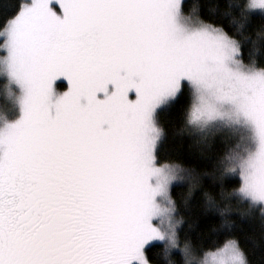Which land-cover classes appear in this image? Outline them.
I'll use <instances>...</instances> for the list:
<instances>
[{
    "label": "snow or ice",
    "instance_id": "1",
    "mask_svg": "<svg viewBox=\"0 0 264 264\" xmlns=\"http://www.w3.org/2000/svg\"><path fill=\"white\" fill-rule=\"evenodd\" d=\"M13 7L0 16V92L13 100L11 117L0 107V264H153L146 246L165 239L162 200L176 178L159 163L155 116L185 93L188 123L228 106L248 126L251 149L220 179L264 208V64L245 65L224 28L193 18L185 0ZM238 8L264 15V0ZM180 251L244 264L227 235Z\"/></svg>",
    "mask_w": 264,
    "mask_h": 264
},
{
    "label": "trees",
    "instance_id": "2",
    "mask_svg": "<svg viewBox=\"0 0 264 264\" xmlns=\"http://www.w3.org/2000/svg\"><path fill=\"white\" fill-rule=\"evenodd\" d=\"M238 42L245 65L264 64V15L259 11L241 14L242 0H185ZM15 0H0V16L14 11ZM65 82H58L62 85ZM0 92V107L10 110V100ZM192 93L157 110L155 121L161 129L157 154L159 163L179 166L185 179L171 186L170 195L179 243L213 244L224 236L237 241L246 264H264V209L241 200L230 191L232 177L220 179L229 165L245 154L240 135L227 127L201 132L189 128L187 112ZM211 197V199H209ZM208 209L209 212H205ZM153 264H186L181 252L168 251L163 243L153 242Z\"/></svg>",
    "mask_w": 264,
    "mask_h": 264
},
{
    "label": "rangeland",
    "instance_id": "3",
    "mask_svg": "<svg viewBox=\"0 0 264 264\" xmlns=\"http://www.w3.org/2000/svg\"><path fill=\"white\" fill-rule=\"evenodd\" d=\"M257 11H255V12H257ZM58 82H65V81H63V78H60V80H58L57 83ZM5 96L8 98V100H10V110L5 111L6 109H4L3 115L11 117L13 115V112H12L13 100H12L10 94L6 93ZM194 99H195V96L193 94L192 100H194ZM221 112L224 114L220 118L211 120V121L206 122V123L205 122H201L199 124H190L189 123L188 127L195 129V130H198V131H201V132L213 130L217 127L230 128L233 132L238 133L240 135V140L242 142L244 151L246 153L252 147L251 134H250V131L248 129V126L243 121H237L235 119V117L231 115L230 109L228 108V106H224L223 108H221ZM161 165L165 166V172L166 173H168L170 175H174L176 178L173 181H171V183H170L168 197L162 200V206L164 208L169 209V211L165 212L160 217L161 227H162V230L165 232V239L163 241H158V242L163 243L165 248L168 251L177 250V251L181 252L180 247L183 245H181L179 243V240L177 237L176 229L178 226V220L174 214V208L172 205L170 189L174 183L184 181L185 174H184L183 170L177 165L163 164V163H161ZM169 237H172V239H174L176 241L177 247L171 246ZM151 243H153V242H151ZM241 254H242V252H241ZM183 257L185 259L186 264H200L199 259H187L184 255H183ZM201 259H202V257H201ZM243 259H244V262L246 264L244 256H243Z\"/></svg>",
    "mask_w": 264,
    "mask_h": 264
},
{
    "label": "clouds",
    "instance_id": "4",
    "mask_svg": "<svg viewBox=\"0 0 264 264\" xmlns=\"http://www.w3.org/2000/svg\"><path fill=\"white\" fill-rule=\"evenodd\" d=\"M242 258H243V255H242ZM243 261H244V259H243ZM244 264H245V262H244Z\"/></svg>",
    "mask_w": 264,
    "mask_h": 264
}]
</instances>
